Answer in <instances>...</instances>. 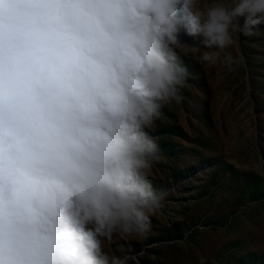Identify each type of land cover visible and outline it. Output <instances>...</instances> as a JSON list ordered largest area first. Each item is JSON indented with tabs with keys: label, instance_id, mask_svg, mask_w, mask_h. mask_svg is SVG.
I'll list each match as a JSON object with an SVG mask.
<instances>
[{
	"label": "clouds",
	"instance_id": "9594fccd",
	"mask_svg": "<svg viewBox=\"0 0 264 264\" xmlns=\"http://www.w3.org/2000/svg\"><path fill=\"white\" fill-rule=\"evenodd\" d=\"M262 25L264 0H0V264H141L177 195L149 132L184 100L177 48L236 72Z\"/></svg>",
	"mask_w": 264,
	"mask_h": 264
},
{
	"label": "rangeland",
	"instance_id": "374dc122",
	"mask_svg": "<svg viewBox=\"0 0 264 264\" xmlns=\"http://www.w3.org/2000/svg\"><path fill=\"white\" fill-rule=\"evenodd\" d=\"M181 40L196 44L181 34ZM226 52L244 65H201L188 46L177 53L190 73L181 104L166 105L149 129L162 159L150 179L176 189L152 218L141 264H264V25Z\"/></svg>",
	"mask_w": 264,
	"mask_h": 264
}]
</instances>
